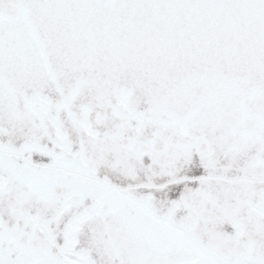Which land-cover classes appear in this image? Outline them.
Instances as JSON below:
<instances>
[{
	"label": "snow or ice",
	"instance_id": "1",
	"mask_svg": "<svg viewBox=\"0 0 264 264\" xmlns=\"http://www.w3.org/2000/svg\"><path fill=\"white\" fill-rule=\"evenodd\" d=\"M0 264H264V0H0Z\"/></svg>",
	"mask_w": 264,
	"mask_h": 264
}]
</instances>
